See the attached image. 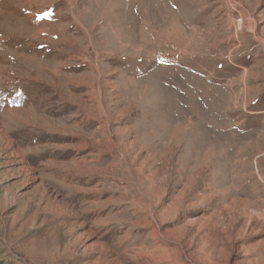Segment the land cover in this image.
I'll list each match as a JSON object with an SVG mask.
<instances>
[{
  "label": "rangeland",
  "instance_id": "rangeland-1",
  "mask_svg": "<svg viewBox=\"0 0 264 264\" xmlns=\"http://www.w3.org/2000/svg\"><path fill=\"white\" fill-rule=\"evenodd\" d=\"M0 264H264V0H0Z\"/></svg>",
  "mask_w": 264,
  "mask_h": 264
},
{
  "label": "bare ground",
  "instance_id": "bare-ground-1",
  "mask_svg": "<svg viewBox=\"0 0 264 264\" xmlns=\"http://www.w3.org/2000/svg\"><path fill=\"white\" fill-rule=\"evenodd\" d=\"M208 10V9H207ZM194 32V31H193ZM164 44V43H163ZM206 57V56H205ZM182 131V130H181ZM215 135V134H214ZM214 135H213V137H214ZM186 137V136H185ZM214 139V138H213ZM238 140V139H237ZM217 142V141H216ZM227 143V142H226ZM219 144V143H218ZM239 148V147H238ZM229 150V149H228ZM185 152V151H184ZM196 152V151H195ZM190 154V153H189ZM214 154V153H213ZM208 155V154H207ZM239 156V155H238ZM241 157V156H240ZM191 158V157H190ZM229 158V157H228ZM196 160V159H195ZM200 160V159H199ZM205 161V160H204ZM198 163V162H197ZM244 167V166H243ZM258 167V166H257ZM233 170H235V169H233ZM228 172V171H227ZM105 222V221H104ZM116 229V228H115ZM93 246H95V245H93Z\"/></svg>",
  "mask_w": 264,
  "mask_h": 264
}]
</instances>
